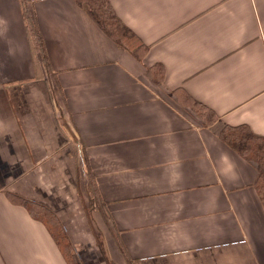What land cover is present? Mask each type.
Instances as JSON below:
<instances>
[{"label": "crops", "instance_id": "1", "mask_svg": "<svg viewBox=\"0 0 264 264\" xmlns=\"http://www.w3.org/2000/svg\"><path fill=\"white\" fill-rule=\"evenodd\" d=\"M22 1L0 0V264H66L7 192L51 210L80 264H264L255 165L220 139L264 138V0H108L140 58L77 0Z\"/></svg>", "mask_w": 264, "mask_h": 264}, {"label": "trees", "instance_id": "2", "mask_svg": "<svg viewBox=\"0 0 264 264\" xmlns=\"http://www.w3.org/2000/svg\"><path fill=\"white\" fill-rule=\"evenodd\" d=\"M21 3H23L22 0ZM77 4L90 20L106 36L111 38L118 47L131 50L139 58L145 52L144 50L142 53V46L137 42L133 33L125 28L116 17L108 0H77ZM23 17L32 55L33 57H40L41 62L45 64L43 41L33 23L30 13H28L25 7L23 8ZM155 72H157V76ZM147 74L153 81L162 82L163 71L158 66L149 68ZM189 108L197 119L204 122V125L214 122L213 116L206 112L201 105L189 102ZM220 139L245 161L255 165L257 172L255 189L264 208V138L253 135L245 126H239L234 128L225 127L220 133ZM6 194L11 203L23 207L33 219L45 226L66 264H79L72 252L71 245L59 219L51 210L14 193L7 192ZM107 263L110 264L108 261Z\"/></svg>", "mask_w": 264, "mask_h": 264}, {"label": "rangeland", "instance_id": "3", "mask_svg": "<svg viewBox=\"0 0 264 264\" xmlns=\"http://www.w3.org/2000/svg\"><path fill=\"white\" fill-rule=\"evenodd\" d=\"M157 72H158V70H157ZM157 72H155V74H156V76H157ZM82 204H83V209H84V212H85V216L87 217V220L90 222V215H89V207L91 206V204H92V201H91V199H88V202L87 203H84V201L82 200ZM59 222L61 223V221L59 220ZM61 226H62V228H63V225H62V223H61ZM63 230H64V228H63ZM64 233L66 234V232H65V230H64ZM66 236H67V238H68V240H69V243H70V245H71V249H72V252H73V254H74V256H75V258H76V260L78 261V259H77V257H76V255H75V252H74V250H73V247H72V244H71V241H70V239H69V237H68V235L66 234ZM100 237L97 235L96 236V243H97V245L100 247V245L102 244L101 243V241H100ZM102 246V245H101ZM104 256V255H103ZM79 262V261H78ZM79 264H80V262H79Z\"/></svg>", "mask_w": 264, "mask_h": 264}]
</instances>
